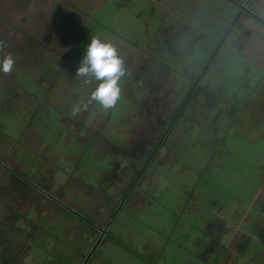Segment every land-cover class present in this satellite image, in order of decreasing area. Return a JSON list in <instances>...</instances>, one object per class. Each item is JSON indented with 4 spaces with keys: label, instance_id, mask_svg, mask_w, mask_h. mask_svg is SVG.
<instances>
[{
    "label": "rangeland",
    "instance_id": "obj_1",
    "mask_svg": "<svg viewBox=\"0 0 264 264\" xmlns=\"http://www.w3.org/2000/svg\"><path fill=\"white\" fill-rule=\"evenodd\" d=\"M160 1L99 15L149 57L122 66L99 122L40 111L0 125V164L39 191L0 192L13 245L0 264H264V0ZM68 153L70 170L56 161ZM15 214L36 231L12 234Z\"/></svg>",
    "mask_w": 264,
    "mask_h": 264
},
{
    "label": "crops",
    "instance_id": "obj_2",
    "mask_svg": "<svg viewBox=\"0 0 264 264\" xmlns=\"http://www.w3.org/2000/svg\"><path fill=\"white\" fill-rule=\"evenodd\" d=\"M120 1L128 5L130 2V0H0V58L10 53L16 61L13 71L0 72L2 77L0 125L9 121L13 125H22L23 116L29 113L30 117H34L40 114V111L45 115L56 113L59 115L58 120L60 122L62 119L66 120V123L70 120V117L67 118L68 115L85 112L91 119H95V123L99 122L96 116H91L93 115L91 113L99 115L105 110L91 98V93L99 81L91 75L85 77L77 74L91 40L96 38L113 45L122 60V66H130L133 63L135 51L142 57L141 59L149 60L145 53L139 54L141 50L131 40L128 29L121 31L117 26L104 28L103 22L99 20L104 8L107 9L108 5L117 7ZM149 1L154 0H146L147 3ZM128 22L131 25L132 22ZM5 83L9 85L3 87ZM143 105L138 104L145 109ZM88 106L94 107L95 112H90ZM90 141L96 142V139L92 138ZM70 157L68 153L66 157L56 161L67 162V169L70 170L71 161H74ZM29 165L31 169L34 168V164ZM84 169L85 166L82 170ZM2 171L9 176L6 179L0 175L2 180L0 190H3L0 192L4 194V199L5 195L10 196L12 192L21 203L30 196H35L36 199L39 191L30 186H23L17 180L18 177L31 178L29 173L17 167L6 168V165L0 164V173ZM57 178L59 188H62L58 192H62L65 187L59 175ZM4 206L12 208L10 203H5L2 209ZM23 220H27L24 225L30 226L28 234L32 235L37 229V223L32 218L28 220L27 217L15 214L9 225L16 227V223H23ZM13 221L15 225H12ZM15 232L18 233L19 229L15 228L12 234ZM5 233L6 230L0 228V257H7V250L10 252L8 248L13 246L9 245L10 242L4 244ZM10 236L14 242L16 237ZM32 254L38 256L37 252L32 251Z\"/></svg>",
    "mask_w": 264,
    "mask_h": 264
},
{
    "label": "clouds",
    "instance_id": "obj_3",
    "mask_svg": "<svg viewBox=\"0 0 264 264\" xmlns=\"http://www.w3.org/2000/svg\"><path fill=\"white\" fill-rule=\"evenodd\" d=\"M15 59L9 53L0 58V72L13 71ZM80 76L91 75L99 84L91 93V98L107 109L112 107L120 97L118 81L124 74L122 60L113 45L93 38L88 44L87 52L81 66L77 69Z\"/></svg>",
    "mask_w": 264,
    "mask_h": 264
},
{
    "label": "trees",
    "instance_id": "obj_4",
    "mask_svg": "<svg viewBox=\"0 0 264 264\" xmlns=\"http://www.w3.org/2000/svg\"><path fill=\"white\" fill-rule=\"evenodd\" d=\"M21 177H18L17 178V180H19V182L23 185V186H26V187H29V185L26 183L27 182V180L26 179H23V178H21ZM22 217H23V215H21ZM12 228L15 230V228L12 226ZM214 240V239H213ZM211 242H213L212 240H211Z\"/></svg>",
    "mask_w": 264,
    "mask_h": 264
}]
</instances>
